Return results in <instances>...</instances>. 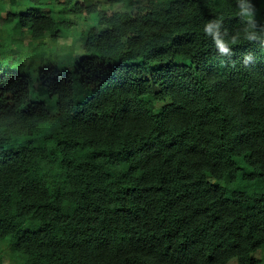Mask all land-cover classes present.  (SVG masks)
I'll return each mask as SVG.
<instances>
[{
  "label": "trees",
  "instance_id": "16d2710c",
  "mask_svg": "<svg viewBox=\"0 0 264 264\" xmlns=\"http://www.w3.org/2000/svg\"><path fill=\"white\" fill-rule=\"evenodd\" d=\"M56 2L0 0V264H264V0Z\"/></svg>",
  "mask_w": 264,
  "mask_h": 264
},
{
  "label": "rangeland",
  "instance_id": "374dc122",
  "mask_svg": "<svg viewBox=\"0 0 264 264\" xmlns=\"http://www.w3.org/2000/svg\"><path fill=\"white\" fill-rule=\"evenodd\" d=\"M74 1H80L83 2L85 4H91L92 0H74ZM98 1H103V2H108V0H98ZM141 2H144L145 0H140ZM41 2L45 5H48L47 7L49 8V10H51V7H55L57 6V2L56 0H41ZM115 10H122L124 9V7L122 6V4H116L115 6ZM46 9V6L45 8ZM64 18V17H63ZM65 18L69 21H71L74 24V27L72 28L71 32L63 38H60L57 43L55 42H50V44L48 46H46V52H53L52 54L57 55V59L59 62L61 63H65V61L67 62V64H69L70 62H72V60L76 57H78V54H83L84 53V44L86 41V35L88 33V27L89 25H96V22H91L88 18L84 17L83 15L79 14V13H72V14H68L65 15ZM13 28L14 25L11 26H4L1 29L4 31H10L11 33H13ZM3 36L0 37V50L1 51H9L11 53H19V50H24L28 48V43L29 40H25L24 45L25 46H21L18 44H13L12 42L9 41V38L4 39L5 37L9 36V33H3ZM73 58V59H71ZM31 63V61H27V67L25 68H20L22 70H30L31 73L34 76V92H37V96H35V99L38 98H46L45 96V91L41 88L40 86V81H39V72H40V68L39 65L35 66H29ZM75 66L77 65V63L74 64ZM70 68H74V66L69 67ZM68 69V70H69ZM62 72H65V69L62 67L61 68ZM48 108L50 110V112L55 113V106L53 103H49ZM5 250V249H4ZM3 250V251H4ZM2 251V252H3ZM256 258L259 260H264V251H259L256 253ZM10 252L6 251L4 252V264H10ZM230 264H238L236 260H232L230 262Z\"/></svg>",
  "mask_w": 264,
  "mask_h": 264
},
{
  "label": "clouds",
  "instance_id": "9594fccd",
  "mask_svg": "<svg viewBox=\"0 0 264 264\" xmlns=\"http://www.w3.org/2000/svg\"><path fill=\"white\" fill-rule=\"evenodd\" d=\"M239 9H240V15L247 18L249 21H251L253 12L251 10V6L249 4H247L246 2H244V0H241L240 5H239ZM219 25L218 23L215 22H209L204 26V32L206 33V35L210 36L216 46L219 49V52L221 54H228L229 53V48L227 46V44L220 38V34L218 31ZM247 39L249 40H254L256 39V35L253 32H249L246 36ZM233 43H235V39H233L232 41Z\"/></svg>",
  "mask_w": 264,
  "mask_h": 264
}]
</instances>
